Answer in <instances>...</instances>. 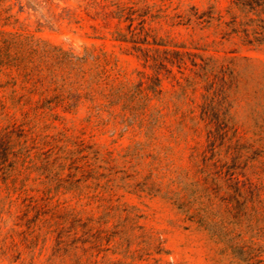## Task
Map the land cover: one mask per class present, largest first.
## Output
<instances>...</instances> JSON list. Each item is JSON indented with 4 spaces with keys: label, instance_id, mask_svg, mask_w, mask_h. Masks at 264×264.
Returning <instances> with one entry per match:
<instances>
[{
    "label": "rangeland",
    "instance_id": "374dc122",
    "mask_svg": "<svg viewBox=\"0 0 264 264\" xmlns=\"http://www.w3.org/2000/svg\"><path fill=\"white\" fill-rule=\"evenodd\" d=\"M50 1L4 13L21 26L0 24L56 48L34 56L30 76L0 74V264H264L261 86L247 84L241 127L210 145L201 91L184 89L176 67L160 76L159 99L141 100L131 86L152 72L113 41L109 15L111 1L134 7L182 42L187 30L167 17L194 6L228 22L232 0ZM230 36L215 38L221 51L264 63V47Z\"/></svg>",
    "mask_w": 264,
    "mask_h": 264
},
{
    "label": "trees",
    "instance_id": "16d2710c",
    "mask_svg": "<svg viewBox=\"0 0 264 264\" xmlns=\"http://www.w3.org/2000/svg\"><path fill=\"white\" fill-rule=\"evenodd\" d=\"M23 1L0 0L1 26H21L16 15H4L15 6L19 9L18 13H22L24 8L37 13L36 8L40 5L48 9L52 6L50 0H40L37 3L32 0L35 5L27 2L25 6L22 5ZM109 7L112 8L109 15L117 21V28L112 32L113 41L132 44L142 66L152 72L151 76L138 72V81L131 86L138 88L141 100L148 103L159 99L160 76L171 75L167 68L170 65L176 67L184 82V89L201 91L199 121L210 145L217 137L235 133L238 126L241 127L235 110L239 109V103L251 96L246 91L250 81L261 86L259 91L264 95V63L246 56H236L235 52L221 51L224 44L215 38L220 36L221 40L227 42L231 39L230 35H234L242 45L264 47V0H232L226 11L228 22H224L222 16L214 17L210 11L200 12L194 6L171 18L165 17L173 22L178 19L175 24L184 26L187 30V38L182 42H176L169 33L165 37H159L158 30L143 15H137L138 10L134 7L112 1ZM53 51L56 48L42 40L0 30V74L6 75L5 70L10 72L14 69L30 76L40 66L34 56L48 58ZM59 52L66 55L60 50ZM219 53L222 55H218ZM84 56L87 57V53ZM84 56L82 65L86 64L87 58ZM141 88L145 94L141 92ZM255 93L257 90L252 92L253 95ZM114 95L120 102L129 97L127 92ZM101 96L107 100L113 98L112 94L104 92ZM221 162L222 158H218L208 167L216 171Z\"/></svg>",
    "mask_w": 264,
    "mask_h": 264
}]
</instances>
